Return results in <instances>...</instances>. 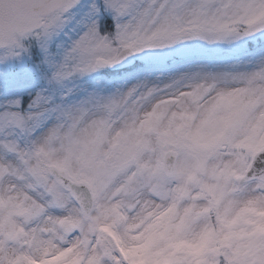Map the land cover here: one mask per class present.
<instances>
[{
  "label": "snow or ice",
  "instance_id": "snow-or-ice-1",
  "mask_svg": "<svg viewBox=\"0 0 264 264\" xmlns=\"http://www.w3.org/2000/svg\"><path fill=\"white\" fill-rule=\"evenodd\" d=\"M2 75L0 264H264V0H0Z\"/></svg>",
  "mask_w": 264,
  "mask_h": 264
},
{
  "label": "rangeland",
  "instance_id": "rangeland-1",
  "mask_svg": "<svg viewBox=\"0 0 264 264\" xmlns=\"http://www.w3.org/2000/svg\"><path fill=\"white\" fill-rule=\"evenodd\" d=\"M206 55L215 56V57H222V58H224V63H230L234 60L242 58L238 54H235L232 49H229L227 47H223L219 51H210V52L206 53ZM174 58L177 60L179 59L178 56H175ZM168 64H169V66H171V61H169ZM132 70L133 69H130V70L125 71L123 73L113 74L111 76H108L106 73H104V74H101L100 76L93 77L92 81L90 82V86L91 87H97V86L103 87V86H105L106 81H109V80L112 81L113 84H115L116 83V79H115L116 77L121 76L124 73L131 72ZM169 70H171L170 67L169 68L160 67V68L155 69V71H163V72H167ZM4 71L11 72V71H15V69H7ZM19 80H21L23 82V84ZM31 82H38V84L44 85L43 81L39 80V78L37 76H34L31 79H25L23 77H19L15 80L10 79L7 75L0 76V91H3V93H5V96L0 97V99L6 98V96L9 93L14 94L16 96H22L23 97L24 96L23 94L26 91L27 93H25V94H27V95L24 96L25 106H26L27 101L30 98V96L35 94V91L40 89V87L38 89H36V87H34L35 84H31ZM23 85H25V86H23ZM108 86L111 87V85H108Z\"/></svg>",
  "mask_w": 264,
  "mask_h": 264
}]
</instances>
